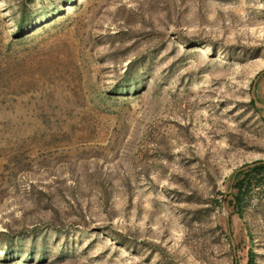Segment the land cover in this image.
I'll return each mask as SVG.
<instances>
[{
	"label": "rangeland",
	"instance_id": "obj_1",
	"mask_svg": "<svg viewBox=\"0 0 264 264\" xmlns=\"http://www.w3.org/2000/svg\"><path fill=\"white\" fill-rule=\"evenodd\" d=\"M255 80L264 0H0V264H264Z\"/></svg>",
	"mask_w": 264,
	"mask_h": 264
},
{
	"label": "trees",
	"instance_id": "obj_2",
	"mask_svg": "<svg viewBox=\"0 0 264 264\" xmlns=\"http://www.w3.org/2000/svg\"><path fill=\"white\" fill-rule=\"evenodd\" d=\"M24 16L25 11L23 12L20 20L17 22L18 30H24L27 29L29 26H32L29 21L25 22ZM249 103L251 104L253 110L259 113H264V110L257 109L254 106V102L252 99L249 100ZM255 162H259V164L254 165L253 167H250L248 169L240 170L235 174L233 181L229 185V192L227 191L221 194V199L217 201L218 207H221L223 202L225 207L227 208V223L230 228V232L232 228L231 224L233 218L242 217V213L246 206V202L250 196L251 190H253V188L257 186V184H259L258 181L261 180L260 177L264 176V160ZM246 264H255V253L251 248H249L247 251Z\"/></svg>",
	"mask_w": 264,
	"mask_h": 264
},
{
	"label": "water",
	"instance_id": "obj_3",
	"mask_svg": "<svg viewBox=\"0 0 264 264\" xmlns=\"http://www.w3.org/2000/svg\"><path fill=\"white\" fill-rule=\"evenodd\" d=\"M255 85H256V80L253 82V85H252V89H251V99L253 100V102H254V106H255L257 109L264 110V104L261 103V102H259V101L257 100L255 94H254V88H255ZM257 164H259V162L249 163V164L243 165V166H241L240 168H238V169L235 171V173H234V175H233V177H232V181H233V179H234L235 174H236L238 171H240V170H244V169H248V168L253 167L254 165H257ZM232 181H231V182H232Z\"/></svg>",
	"mask_w": 264,
	"mask_h": 264
}]
</instances>
